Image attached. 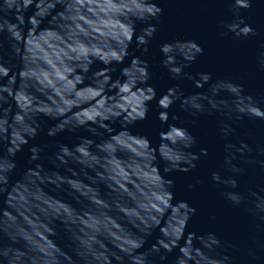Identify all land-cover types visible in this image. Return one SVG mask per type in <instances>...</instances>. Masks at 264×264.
Listing matches in <instances>:
<instances>
[{
	"label": "water",
	"instance_id": "water-1",
	"mask_svg": "<svg viewBox=\"0 0 264 264\" xmlns=\"http://www.w3.org/2000/svg\"><path fill=\"white\" fill-rule=\"evenodd\" d=\"M0 264H264V0H0Z\"/></svg>",
	"mask_w": 264,
	"mask_h": 264
}]
</instances>
